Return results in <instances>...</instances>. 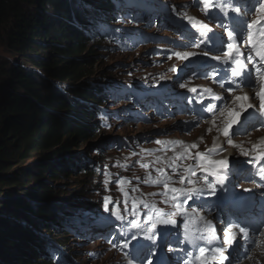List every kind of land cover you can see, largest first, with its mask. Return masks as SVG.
<instances>
[{"label": "rangeland", "instance_id": "rangeland-1", "mask_svg": "<svg viewBox=\"0 0 264 264\" xmlns=\"http://www.w3.org/2000/svg\"><path fill=\"white\" fill-rule=\"evenodd\" d=\"M113 2L116 7L119 6V2L116 0ZM140 2L142 9L118 10L116 8L110 12L109 15L114 17L115 23L110 22V18L97 19V24L106 22L104 24L106 28L95 29L96 25L88 15L86 16L89 18L88 22L94 26L90 27V24L86 23V27L82 28L85 34L89 30H95L90 35L87 34L88 40L84 41L83 50L80 53L82 54L80 58H83L79 60L81 61L79 66L85 67L87 75L80 82L74 83V87L97 84L106 86L107 90L110 86L119 90L114 94L108 92V102L102 107L108 110L109 117L99 115L96 136L76 143L72 151L79 154L70 156L71 160L80 156L87 157V165L93 170L96 169L97 174L83 179L81 172L75 170L68 176L60 173L58 176H47L40 183V186H48L57 192L55 200L48 199L51 203L49 201L44 203L50 205V209L54 205V209H60L64 213L63 207L70 205V209L76 211L74 216L78 217L76 220L80 222L84 231L105 232V236L91 238L84 232L78 235L77 231H68L67 234L61 235L51 229L47 234L40 228L37 233L42 234L63 255H66L68 264H134L137 256H143L147 250L137 247V240L148 241L147 236L131 224V221L136 220L144 229L150 227L146 221L148 209L143 206L144 203L155 205L157 209L164 210L165 214L176 212V215L171 217L169 215L160 217L161 221L169 218L177 220L176 224L161 222L160 225L157 224L155 233L161 234L160 239L164 247L170 243L175 247L178 246L176 242L181 241L180 235L186 239L185 223L181 220V216H185L183 213H189L186 206L190 201L183 203L182 212L177 211L173 207L169 194L165 196L162 193L168 192L171 188L192 187L187 183L188 179L195 182V187L201 190V194L210 190L205 186L207 179L200 175V162L198 158L196 159L198 152L207 154L208 147L216 146L211 152L216 154L211 158L216 161L225 158L227 167L240 166L251 160L249 154L252 151L238 148L231 153V149L227 148L228 137L223 135L224 121L228 110H235L233 105L236 101L228 96L223 99L214 97L213 94H218L217 79L214 77L217 67L199 57L205 53L202 49H193V41L190 38V34L194 31L193 24L187 17H194L198 21L206 17L218 23L226 19L224 11H221L219 7L222 4L227 13L231 12L232 8H240L239 14L246 16L247 19L250 15L260 17L264 15V11L259 13L254 9L249 11V6L256 4V0H227L226 4L225 0H209L207 8L203 3L197 4V0H140ZM261 5H264V0H260V4H256V7ZM145 7L147 10H143ZM42 8L40 4L34 6V9ZM136 14L140 17L135 16ZM259 17L255 18V21ZM115 29L120 32L119 35L113 33ZM99 34L103 37H98ZM52 45V40L47 41L42 54L45 58L54 55ZM245 51L251 52L248 47ZM177 52L194 53V55L184 59L177 57L175 55ZM83 59L91 60L85 66ZM0 60L21 62L20 52L0 44ZM194 72L200 73L198 80L197 73ZM228 73L231 74L230 69ZM191 74L194 80H191ZM202 82L204 84H201ZM226 82H229V79H226ZM52 83L58 87L61 86L59 81ZM62 87H65L62 89H71L68 84ZM200 89H211V92L203 93ZM214 100L225 101L224 115L218 111H207L209 104L216 105ZM219 108H222L221 104ZM261 120L262 118L257 115L242 118L241 121L248 127L246 134L238 132L236 135H231V138L245 137L247 134L264 135V131L254 130ZM217 126L222 127V130L218 131ZM234 128L239 129V126ZM208 129L211 131L209 132ZM192 144L196 147H191ZM173 149H176V152L184 151L190 154V158L180 164L181 176L177 180L172 179L176 169L163 170L157 163L160 154ZM244 151L249 152L243 154ZM44 154L32 156L23 167L42 166L45 163ZM59 159L56 158V160ZM73 165H76V162H73ZM206 167L212 168L211 165ZM191 170H195L196 174L192 175ZM235 171L243 173L245 170L237 167ZM181 177L185 181L183 184L180 183ZM0 180V183H3L5 178L2 177ZM165 183L168 184V189H165ZM247 186L252 185L235 181V188L243 187L251 190L252 187ZM1 188L3 187L0 186L1 205L14 201L24 203L23 201L33 199L31 196H26L29 195L27 191L17 190V188L3 191ZM80 191L83 193L77 195ZM105 197L111 198L108 211L104 208ZM178 199L179 202H177ZM178 199L175 203L180 204L183 197L178 196ZM165 200H168V203H165ZM117 207L123 220L117 219L112 214L113 209ZM7 212L9 211L5 208H0V215L6 216V220L10 216ZM89 212H95V214H89ZM134 213L138 214L134 215ZM94 220H98L99 223L93 222ZM7 221L9 223V220ZM104 224L107 228L103 231L101 227ZM61 227L62 224H59L58 228ZM28 229L31 233L34 227ZM187 231L189 234L188 229ZM260 231L261 229L258 233ZM133 235H136L134 240L131 239ZM164 236H171L173 240L165 243ZM55 237L61 238L65 247H60L56 240H51ZM185 239L183 242H188ZM129 240L131 243L124 247ZM254 245H250L249 249L244 244L235 247L226 264H242L251 254L257 253L258 257L253 259H262L263 256L259 254V250H255ZM133 249H137L139 253L131 257ZM249 250L253 251L249 252ZM168 252L167 257L171 258L168 259V263H171L175 256L170 257ZM149 256L147 260L144 256L139 264H156V255ZM5 263L14 264L15 262L8 257Z\"/></svg>", "mask_w": 264, "mask_h": 264}, {"label": "trees", "instance_id": "trees-1", "mask_svg": "<svg viewBox=\"0 0 264 264\" xmlns=\"http://www.w3.org/2000/svg\"><path fill=\"white\" fill-rule=\"evenodd\" d=\"M99 2L0 0V44L19 51L21 59L0 60V179L4 177L2 182L6 184L0 186L3 191L17 188L33 197L24 203L0 204L10 215L9 223L6 216L0 215V264H6L8 257L14 264H64L60 250L55 248V260L37 231L42 228L50 233L56 229L58 234L65 235L67 226L80 228L70 205L61 208L62 213L54 205L50 209V205L44 204L55 200L57 192L40 183L47 176H68L75 170L81 172L83 179L97 174L87 165V157L56 158L72 153L81 140L96 136L95 118L104 113L102 105L107 103L106 87H74L87 75L85 67L79 66L83 40L88 39L82 28L90 23L87 15L92 18L102 12ZM37 4L43 8L34 9ZM51 40L55 53L45 58L43 50ZM90 60L82 62L86 66ZM51 81H59L61 86ZM67 84L71 89H62ZM39 154H44L42 166L23 167L28 159ZM59 224L64 225V230L58 231L62 229ZM29 227H34L31 233ZM56 241L65 247L61 238Z\"/></svg>", "mask_w": 264, "mask_h": 264}, {"label": "snow or ice", "instance_id": "snow-or-ice-1", "mask_svg": "<svg viewBox=\"0 0 264 264\" xmlns=\"http://www.w3.org/2000/svg\"><path fill=\"white\" fill-rule=\"evenodd\" d=\"M199 3H203L205 5V7L207 8L209 6V0H197V4ZM227 3V0H225V4ZM256 4H260V0H256ZM256 4H253L251 6H249V11L251 10H255L256 12H262L264 11V5H261L260 7H256ZM221 11H224V14L227 15V11H225L224 5H220L219 6ZM232 11H234L235 13H240L241 9L236 7V8H232ZM187 19L193 24L194 27H199L200 29L206 30V31H201V36L204 37L206 36L207 31H211V29L209 28V26L207 24L202 23L201 21L196 20L194 17H187ZM261 20H264V15L260 16L256 21H252L250 23L246 24V29H247V41L248 44L251 46L252 52L255 53L256 57H259V59L261 61H264V26H260L261 25ZM223 26V25H221ZM254 26H258L256 31H253V27ZM227 31V30H226ZM213 35L215 36L216 34L213 33ZM238 35L241 34H236L235 30H231V31H227V37L228 39L232 40L233 42L229 43L227 40L224 39V37L220 38V47H219V51L223 52V56L227 57L228 60L231 61V63L229 64V69L231 71V76L234 78H244V81L247 84H251L252 81V73L251 72H247L245 71L247 69V64L240 58L243 56V53L240 52V50L238 48H236L235 46V40L237 39ZM201 43H206L205 40H202ZM215 44V42H213ZM226 45L227 47V51H224V46ZM197 47H199V44L196 45ZM235 52V54H234ZM175 55L177 57L180 58H184L186 59L187 57L194 55V53H175ZM204 55H208L207 52L204 53ZM213 59L215 60H221L222 57L220 56H215L213 57ZM247 61L248 63H251L253 61V56L251 54L248 55L247 57ZM225 63H228V61H225ZM228 70H225V74H227ZM256 80L259 81V86H260V91L255 93V96L259 99L260 101V105H259V110L262 114H264V72L261 71V68H256ZM236 81L233 80L231 81V83H235ZM223 86V85H222ZM192 91H196V89H192ZM205 91L207 92H211V89H206ZM229 92L232 91L231 88L228 89ZM216 99H222L221 97H215ZM249 96L247 94L243 95V96H236L234 97V100L237 102H240V110L241 111H247L248 108H253L254 106L251 103H246L249 100ZM215 105L213 104H209L207 106V111L208 112H213L215 109ZM221 115H224V112L221 111ZM240 115L239 112H236L234 110H228L227 112V120L225 121V126L223 128V135L225 137H228L227 143L229 145L233 144V141L231 139V135H236L238 134V132L240 133H244L246 134V128L243 125V122L238 120L237 117ZM246 119V118H245ZM234 125H239V129L234 128ZM231 130V132H230ZM208 131L210 132L211 129H208ZM201 139H203V137H201ZM159 143V141L157 142ZM191 147L195 148L196 145L192 144ZM254 148L256 147L255 145L253 146ZM211 155V151H209L207 154L206 153H197L196 156L200 161V168L203 169L204 171L209 172V174L214 175V176H218L219 180L222 182L223 177L219 176V172L216 168H212L209 169L206 167V165H224L225 167H227V161L226 160H221V161H216V160H212L208 157H210ZM259 158H264V153H261ZM186 171H189V169H186ZM191 174L195 175V170H191ZM262 174H264V170H262ZM184 178L181 177L180 179V183L183 184ZM153 183H156V181H153ZM187 183L189 185H192V187H189L187 189L185 188H171L169 191L173 194L171 196V200L173 202V207L177 209V211H183L182 206L183 203H187L189 200H192L193 202H195V197L199 196L201 194V190L197 189L195 187V182L192 181L191 179L187 180ZM205 186H207L208 188H211L213 190V193L215 191V187L213 184L207 183V180H205ZM165 189H168V184L165 183L164 184ZM165 196H168V192L162 193ZM178 194V195H177ZM178 196H182L183 197V201L180 204L175 203L178 199ZM111 201L110 197H105L104 198V208L105 211L109 210V203ZM165 203H168V200L164 201ZM145 208L148 209V223L150 224V227L144 229L142 225H140L136 220L131 221V224L133 227L142 230L144 232V234L147 236L148 239H152L153 236L156 235L155 233V229L157 227L158 223H165V224H176V221L169 218L167 220H160V217L163 215H169V217L176 215V212H173L171 214H165L163 212H161V210L157 209L155 207V205L152 204H148V203H144L143 205ZM133 207L135 208V205H133ZM193 213H195V209L192 210ZM153 213H155V216H153ZM112 214L116 216L117 219L119 220H123V216L120 215L119 212V208H115L112 211ZM138 213H134V215H136ZM185 216L188 215V213H183ZM199 221H203L207 226H211V221H208L205 219V217L200 216L199 217ZM185 229H186V240L189 243H192V239L188 234V221L186 220L185 222ZM248 227L250 226H245V227H240L239 228V232L241 234L247 235L248 234ZM231 228L232 225L229 224L228 229L224 231V238H223V244L228 245L229 247H231L235 240H236V236L234 233L231 232ZM149 233H151L152 235H148ZM139 234V233H137ZM131 239H136V235H133L131 237ZM131 243V241H127L124 244V247H127L128 244ZM209 251V249L204 248V247H200L198 250V255L194 256V260L196 262H198V264H209V261L214 262V264H224L225 261H227L229 259V255H225L226 249L223 247V245L219 246V247H215L211 249L212 252V256L209 257L206 255V253ZM185 264H193V259L190 258L189 260H187L185 262Z\"/></svg>", "mask_w": 264, "mask_h": 264}, {"label": "bare ground", "instance_id": "bare-ground-1", "mask_svg": "<svg viewBox=\"0 0 264 264\" xmlns=\"http://www.w3.org/2000/svg\"><path fill=\"white\" fill-rule=\"evenodd\" d=\"M249 4V3H248ZM251 5V4H250ZM121 14V13H120ZM90 18V17H89ZM87 18V19H89ZM252 21H255V19L247 22V23H250ZM92 22L93 24L97 25V13L92 17ZM106 23V22H105ZM104 23V24H105ZM246 23V24H247ZM90 24V23H89ZM246 24H244L242 26L243 29L242 30V34L244 32L247 31L246 29ZM90 24V27L94 26ZM112 26V25H111ZM260 26H264V20H261V25ZM258 26H254L253 27V31L257 28ZM88 30V29H87ZM93 30H89V32H87L88 35H90L92 33ZM83 34H85L83 31H82ZM87 34H85V38L87 37ZM225 37H227V35L224 34ZM248 46L244 43V44H238L236 46V48H238L240 50V52L243 53V55L247 58L249 54H251L252 56L255 55L254 52H246V48ZM259 62H262L264 64V61H261L259 59L258 63H256V65H253L256 68H261V71H264V67H258L259 66ZM191 80H194L193 77L191 76L190 77ZM241 80V82H244L243 78H239ZM255 83L257 85V83H259V81H257L255 79ZM201 84H204L203 82ZM254 88H258V87H254ZM199 91V90H198ZM256 89H253L251 90L250 92H248V96H249V100L246 102V103H251L254 107L253 108H248L247 111H241L240 108H235V110H240L241 112L240 115L237 117L238 120L241 121L242 118H247V117H251L253 116L254 114H262L259 110V99L255 96V93H256ZM123 93V92H122ZM164 96V95H163ZM164 101V100H163ZM215 101V100H214ZM231 102H233V100H230ZM216 102V101H215ZM234 103V102H233ZM222 106V105H221ZM225 106H226V103H225ZM233 106H239V104H235ZM220 107V104H218L216 106V108H219ZM231 110V109H230ZM234 110V111H235ZM166 112V111H165ZM263 117H264V114H263ZM228 118V117H227ZM227 118H225V121L227 120ZM224 121V123H225ZM249 121V120H248ZM247 121V122H248ZM220 123V122H219ZM216 126V125H215ZM219 126V125H218ZM216 127V129L218 131H221L222 130V127ZM238 127L239 125H234V127ZM211 127V126H210ZM246 128V126H244ZM231 131V130H230ZM255 131H264V120L258 125V127L255 129ZM225 138V137H224ZM232 141H233V144L232 145H228L227 148L231 149V153H233V151L235 149H248L249 151H252L250 154H249V158H251L250 161H252V163H255L256 165L258 163H260V155L261 153H264V135L262 134H247L245 137H240V138H236V139H233L231 138ZM216 141V140H215ZM219 142V140H218ZM217 145V144H216ZM222 145V144H221ZM256 146L255 148L253 146ZM214 147L216 146H211V147H208L209 148V151L213 152L214 151ZM233 150V151H232ZM249 151H244L243 154H246L248 153ZM212 155V154H211ZM210 155V156H211ZM228 155H230L228 153ZM238 155V154H237ZM190 158V154L187 153V152H184V151H180V152H176V149H173V150H170V151H167L163 154H160L158 159H157V163L160 165V167L163 169V170H175L176 169V174L173 176V180L174 178L177 180L178 177L181 176V174L179 173V168H180V164L185 162L186 160H188ZM236 158V157H234ZM233 158V159H234ZM242 158V157H241ZM96 170V169H95ZM200 175L201 176H204L207 180H208V183L210 184H213L214 187H215V191L213 193V190L210 188V190H207L206 192H202L201 194V197L203 198H206V199H215V205L217 204H220L222 203L223 201H226V200H229V199H233L232 198V195L230 196L229 194H225L224 192H222L221 190H216V182H214L210 175L203 172V171H200ZM255 176V175H254ZM254 176H252L254 178ZM244 178H246L247 180H249L251 177L248 175H245L243 176ZM249 184H251L252 186L254 185V182L253 181H250L248 182ZM234 188H235V183H234ZM241 189H244L243 187ZM168 194L170 196V199H171V196L173 195L170 191H168ZM254 200V196L253 195H250V194H243L241 195L238 200H236L237 203V208L239 210V212H242L243 208H248L249 207V203L253 202ZM180 200L178 199L177 202H179ZM190 202L192 200H189ZM211 213H209L208 215V221H211L212 223H214V227L217 225V221L218 220H221L223 218H227V219H235V218H239V221L243 224V227L245 226H250V227H253L252 229L250 227H248V229H251L247 235H244V234H239V233H236L235 236H236V240L239 238V240L241 238H248L244 241V246L249 249L248 247L250 245H253L252 241H255V242H260L264 239V227L261 229V231L258 233V231H255V223L250 221L249 219H246L242 216H240L237 212H233V213H228V212H225L223 209H220L219 207L215 206V207H212L211 209ZM247 210V209H246ZM229 211V210H228ZM75 214V213H74ZM194 216H196V213L193 214ZM192 217V220L195 219V217ZM259 220V219H258ZM257 220V221H258ZM264 221V220H263ZM204 223V222H202ZM107 228V225L104 224L101 229L104 231L106 230ZM188 229L189 230H192V227H191V221L189 220V225H188ZM201 233V231L199 230H196V235H199ZM165 243H168L170 242L171 240H173V238L171 236H164L163 237ZM148 242V243H147ZM178 243V246H174L172 243L169 244L168 248L169 249V256L172 257L173 254L175 253L176 250H180L184 247V242L182 241H179L177 240ZM154 244L150 241H143V239H138L137 240V247L138 248H144V249H147V250H152V246ZM203 246V245H201ZM256 247V244L254 245ZM156 249H160V248H156ZM253 250H249V252H251ZM260 252V255L263 254V252L259 251ZM258 254V253H257ZM253 255L251 254V256L244 260L242 264H251L250 261L253 260L254 257H258V255ZM146 257V260L150 258L149 256V253L147 255H145ZM54 258V257H53ZM233 259V258H232ZM231 259V260H232ZM52 260V259H50ZM52 263H53V260H52Z\"/></svg>", "mask_w": 264, "mask_h": 264}, {"label": "clouds", "instance_id": "clouds-1", "mask_svg": "<svg viewBox=\"0 0 264 264\" xmlns=\"http://www.w3.org/2000/svg\"><path fill=\"white\" fill-rule=\"evenodd\" d=\"M100 8V7H99ZM101 9V8H100ZM100 19H105V17L103 16V15H100ZM47 234H49V233H47ZM261 252H263V254L261 255V256H263L262 257V259H257V260H252L251 261V264H264V250H260ZM259 254H260V252H259ZM257 258V257H256Z\"/></svg>", "mask_w": 264, "mask_h": 264}, {"label": "water", "instance_id": "water-1", "mask_svg": "<svg viewBox=\"0 0 264 264\" xmlns=\"http://www.w3.org/2000/svg\"><path fill=\"white\" fill-rule=\"evenodd\" d=\"M76 154H79L78 152H72V153H69V154H67V155H62L61 157H60V159L61 158H65V159H67V158H70V156H75ZM59 159V160H60Z\"/></svg>", "mask_w": 264, "mask_h": 264}]
</instances>
